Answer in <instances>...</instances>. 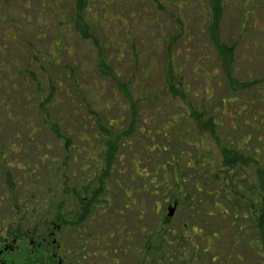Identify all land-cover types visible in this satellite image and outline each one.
Here are the masks:
<instances>
[{
    "label": "rangeland",
    "instance_id": "obj_1",
    "mask_svg": "<svg viewBox=\"0 0 264 264\" xmlns=\"http://www.w3.org/2000/svg\"><path fill=\"white\" fill-rule=\"evenodd\" d=\"M75 9V0H0V242L8 237V228L17 225V216L22 222L23 197L29 198L32 226L40 224L41 216L53 221L61 199L72 197L67 189L76 183L79 188L83 178L79 176L89 170L91 157H101L103 149H96L104 141L100 127L111 124L115 134L135 119L137 126L112 162L108 201L98 206L106 212H95L90 226L84 223L79 228L85 242L106 231L105 254L86 250L88 260L83 263L124 264L127 258L133 264L137 256L139 264L140 257L143 264H150L154 259L150 250L168 247L160 242L164 237L173 239L171 252L182 250V260L174 264H237L236 251L247 264L244 236L240 247H233L231 202L218 197L214 170L209 175L211 166L206 165L197 176L194 169L174 160L197 157L201 146L206 156L215 158L217 150L207 131L216 119L222 122L219 134L227 136L238 130L233 131L232 119L264 115V0H223L217 31L219 43L232 49L231 71L221 67L207 0H87L81 12L86 39L76 30ZM179 114L185 117L179 119ZM192 115L212 120L205 123L206 131L197 133V148L192 147L193 132L184 122L194 123ZM252 124L260 128L252 137L264 142V121ZM156 147L163 149L156 152ZM75 152L77 161L72 163ZM131 159L138 161L147 189L124 210L119 185H131ZM33 164L35 173L30 171ZM89 168L97 171L93 165ZM8 172L18 178L21 188L31 179L35 182L36 175L46 177L42 175L39 187L30 184L24 194L19 187H10ZM174 174L183 178V193L191 197L181 201L164 225L171 207L168 198L178 193ZM149 178L155 185L148 184ZM196 181L200 193L194 188ZM154 186L157 195H151ZM64 207L69 209L70 203ZM213 209L216 217L204 216V211ZM8 212L14 217L4 219ZM75 236L65 232V249L70 252ZM125 245L136 246L142 255L124 257ZM72 254L64 250L66 264L73 263Z\"/></svg>",
    "mask_w": 264,
    "mask_h": 264
},
{
    "label": "flooded vegetation",
    "instance_id": "obj_2",
    "mask_svg": "<svg viewBox=\"0 0 264 264\" xmlns=\"http://www.w3.org/2000/svg\"><path fill=\"white\" fill-rule=\"evenodd\" d=\"M226 56V59H225ZM220 61H221V67L229 68V70H232V64H233V57L232 53H220ZM238 87H243V84H236ZM247 100L252 101L250 98ZM253 102V101H252ZM254 103V102H253ZM179 119H183V117L180 115ZM194 119V123H191V120L185 119V124L189 125V129L193 132V136L190 137L191 140H193L192 147L197 148L199 144L198 134L197 133H203L206 131V125L205 123L212 122V120H207L204 118V116L196 117L192 115ZM241 120L239 118L232 119L231 120V127L233 131L238 128L234 133V135H223L219 134L218 127H222V122L220 119H216L213 121L212 128L214 130V133L211 134V131H207L209 133L208 137L212 140V143L214 147L217 150L216 157L206 156L204 153L207 151L206 148L201 146V148L197 151L196 155L197 157L191 158L188 155L184 158L185 161H183V157H178L174 160V164H177L178 161H182L185 168L188 170L194 169L197 176L201 175V172L203 171L204 167L206 165L211 166L209 169V175L212 173V170H214V184L216 187H218L219 193L218 197L220 199H226V201L231 202V227L234 230V239H233V247L238 249L241 245L240 240L241 238H244V245L242 246L243 251L247 253L248 263L247 264H264V142L261 141L259 136H256L255 138L252 137L251 133L259 132L260 128L255 129V126L252 124L255 120L256 121H264V115H255L250 114V116L247 114L246 116H241ZM250 118V119H249ZM249 119V120H248ZM131 122V120H130ZM198 122V124H197ZM220 123V124H219ZM108 126H111L109 124ZM137 126L136 120L134 127ZM240 127L242 128H248L250 131H241ZM196 128V130H195ZM211 129V125H210ZM264 133V128L262 129ZM158 132V130L156 131ZM133 132H131L132 134ZM221 133V132H220ZM197 134V135H196ZM181 139V138H179ZM121 140V143H123ZM153 140V139H152ZM182 140V139H181ZM184 142V140H182ZM181 141V142H182ZM120 148V147H119ZM96 149H103L104 147L101 145ZM156 152L163 149L162 147H156ZM76 151V150H75ZM209 151V149H208ZM76 153V152H75ZM118 152L116 156H118ZM181 154L186 155V151H181ZM77 154L72 156V163H75L77 161ZM96 155V153H93ZM115 156V157H116ZM99 158V159H98ZM91 157L92 162H90L91 165L94 166V168L98 169L101 166V160L100 157ZM172 158V156H171ZM173 159V158H172ZM88 169L87 173L82 174V176H79L82 179L81 186L78 188L77 185L80 183L74 184L73 187L67 189L66 193H70L72 197H70V200L68 201L66 198H62L61 202L62 204L59 205L58 215L59 216H66L69 215L71 218H77L82 212H79V208L81 207L79 205L78 197H83L84 187L87 184H95L96 183V176L97 171L94 172L91 170V168ZM138 161L135 159H131L130 161V173L128 175L129 181L131 185L123 183L119 185V189L122 192L123 200H124V210L128 209V205H135V199L134 196L137 195L138 192L142 190L147 189V184L142 183L144 181V177L142 176V173L138 172ZM172 166V165H170ZM156 170H158L157 167H155ZM112 169V167H111ZM111 169L109 170V175L103 179L104 186H105V197L104 200H107L108 191H109V185L107 184V181L110 182L111 178ZM174 173L176 171L175 165H173ZM94 176V178L89 180V176ZM154 175V173H153ZM77 176V181H78ZM179 176V175H178ZM176 176L173 175V184L176 185V189L178 190L177 197L174 198H168L167 206L174 207L173 213L176 212V210L181 206V201L184 198H190L191 196H186L185 193H183L182 186L180 184H184L185 181L182 180ZM75 178V177H74ZM180 179V180H179ZM18 181V179H15ZM178 180L180 183H178ZM141 183H140V182ZM28 183V182H27ZM140 183V184H138ZM148 184L155 185L154 178H149ZM19 185V183H18ZM199 183L196 181L194 183V188L197 187V192L200 193V188L198 187ZM23 188L20 187L19 189L25 194V192H29L30 184H22ZM29 186V187H28ZM158 189L154 186V191L151 193V195H157ZM64 194L63 196H65ZM23 200V201H22ZM21 201L24 204V207L26 208L24 212V216L22 217V222H18L19 218L17 216V225L16 226H10L8 228V237L4 238L2 242H0V264H29L30 260L37 255V253L40 252V260H44L48 255L52 256L51 260L54 261L56 264H66L65 257L63 256L64 250L65 253L70 255L72 253L73 255V263L70 264H84L85 258L87 259L88 254H92V250L95 251L97 249V254L103 256L105 254V251L103 250V247H105V243L108 241L105 239L107 236V232L105 231L102 236L97 233V235L91 236L92 241H86V238L81 236L80 227L85 223V226H90V219L93 217V214L95 212H101L105 213L106 209H89L87 211V216L82 222L81 225H69L66 222L62 225L55 224L48 222L46 225L44 224H38L32 226L29 219V213L28 212V204L26 203L29 201V198L23 197ZM67 203H70V207H67L69 209H66L64 205L66 206ZM137 206V205H136ZM219 207L217 204L214 205L215 207ZM168 208V207H167ZM221 208V207H220ZM222 209V208H221ZM168 211V210H167ZM223 213L226 214L227 211H224L222 209ZM19 212V210H18ZM83 212L82 214H84ZM121 213V212H120ZM18 214V213H17ZM16 214V215H17ZM138 215L141 214V211L138 210ZM15 215V216H16ZM217 212L213 209L211 212L204 211V216H212L216 217ZM13 218L11 212L4 213L3 218ZM27 218V223L25 224L24 218ZM169 221L170 218L167 215ZM141 218V217H139ZM120 220V219H119ZM77 222V219H76ZM19 224V225H18ZM14 228L13 230L11 228ZM135 227L138 228V224H135ZM186 227V223H184V226ZM195 227H192V229ZM66 231H72L74 235H76L73 238V245H72V251L65 249V232ZM80 231V232H79ZM13 234L12 236L9 234ZM109 235L108 237H110ZM150 236L147 235V238ZM146 238V239H147ZM148 239V240H149ZM104 240V241H103ZM103 242V243H102ZM149 242V241H148ZM101 244V246H99ZM86 245V246H85ZM84 247L83 248H81ZM53 247H55L53 249ZM96 247V248H94ZM151 248V246L149 247ZM95 249V250H94ZM87 250V253L85 251ZM116 252V250H114ZM121 253L124 255V257H130V253L134 254H141L140 249H138L136 246H130L125 245L122 248ZM154 253V251H152ZM76 255V257H74ZM142 255V254H141ZM81 256V257H80ZM80 257V258H79ZM235 260L237 264H243V256L240 255L238 251H236ZM139 257L135 256L134 260H138ZM126 261L124 264H127V258H125ZM132 259V258H128ZM88 260V259H87ZM39 259H35V262H38ZM116 262V261H115Z\"/></svg>",
    "mask_w": 264,
    "mask_h": 264
},
{
    "label": "trees",
    "instance_id": "obj_3",
    "mask_svg": "<svg viewBox=\"0 0 264 264\" xmlns=\"http://www.w3.org/2000/svg\"><path fill=\"white\" fill-rule=\"evenodd\" d=\"M75 3H76V9H75V13H74L75 14L74 24H75L76 30L78 33H80V32L82 33V35L84 36L83 38H85V37L89 38V34H87L88 32H86L82 28L83 27V24H82L83 18L81 15V12L83 10H85L87 0H75ZM207 6H208L209 15H210V22H211L209 24L210 33L212 35L211 37H212L213 41H215V44L217 46V51L219 53H223L224 55L227 52L230 53V50H232L230 46H226V45L219 43V37H218V31H217L221 17H222L223 0H207ZM170 88L173 89V85H171ZM119 89L122 90L124 95L127 96L126 92H124V90L126 91V89L123 86H120ZM132 116L134 117L135 114H132ZM134 124H135V119H131L130 126L127 129H125L121 132L120 131H116V132L113 131L115 134H113L111 129H110V127H112V126H106V127L101 126L100 127L101 133L103 134L102 136L104 138V141L102 142L103 143L102 146L104 147V150H102L103 152L101 153V157H100L101 166L97 171L96 183L95 184L89 183V184L85 185L84 192L82 194L84 198H82V196L78 197L79 205L81 206L79 208L78 213H80V212H82V213L85 212V213L84 214L81 213L76 218L77 219V222H76V219L71 218L69 215H66L63 217L59 216L58 215L59 208H58L54 211V213H52L53 215H52L51 220H53V221H49V222L59 224V225H62L65 222L69 225H81L82 222L84 221V219L86 218L87 211L89 209H93V208L99 209L98 206L102 205V203L106 202L104 200L106 192L104 189L105 186H104L103 179L109 175V170L112 167V162H113V160H114V158L118 152V149H119L120 144H121V140H124V139L130 137L131 132H133V130H134ZM213 128L211 125V129H210L211 134L214 133ZM54 132H55L56 136L58 138H60V135L57 131L56 126L54 127ZM30 133L32 134L33 132L30 131ZM67 146H68V143H66L65 147H67ZM41 164H42V162H41ZM46 167H48V165H45L44 169ZM36 169L37 168L33 164V166L30 169L31 173H35ZM41 174L43 175V173H41ZM6 175H7L6 178L8 180L10 187H19L18 182L15 180L18 178H14L10 172H8V174H6ZM42 175H41L40 179H39L40 175L34 176L33 180L36 183L33 182L31 179L30 184L38 185V187H39L41 185L39 183V180H41L43 178V176L46 177L45 174L43 176ZM16 207H17V205H16ZM47 219H48V217L41 216L40 217V220H41L40 224L46 225L48 223ZM168 222H169V219L165 217V219L163 220V224L165 225ZM230 223H231V221H230ZM145 237L147 238V235H145ZM157 238H159V237H157ZM148 239H149V237L147 238V241H149ZM172 241H173V239L172 240L171 239L166 240L163 237L162 241H160V242H163L164 246L167 244L168 247H166V248L165 247L164 248L158 247L159 249L157 248V250L154 251V259L153 258L151 259L150 264H153V262H154V264H174V263L182 260L183 255H182L181 249H178V251H176V252H171L170 246L172 245ZM54 248L55 247H53V249ZM162 249L163 250L165 249L164 253H163ZM151 253L152 252L150 250V254ZM40 256H41L40 252L37 253L35 258L33 257L30 260L29 264H56L54 261L51 260L52 256L48 255L44 260H40ZM35 259H39V261L35 262ZM143 259H144L143 257H140L141 264H143V262H142ZM146 259L147 258L145 257V260ZM133 262H134L133 264H139V259L136 261L134 260ZM172 262H174V263H172ZM113 263L117 264V262H113ZM126 263L128 264V262H126Z\"/></svg>",
    "mask_w": 264,
    "mask_h": 264
},
{
    "label": "water",
    "instance_id": "obj_4",
    "mask_svg": "<svg viewBox=\"0 0 264 264\" xmlns=\"http://www.w3.org/2000/svg\"><path fill=\"white\" fill-rule=\"evenodd\" d=\"M174 208L173 207H169L168 208V216L171 217L173 214Z\"/></svg>",
    "mask_w": 264,
    "mask_h": 264
}]
</instances>
